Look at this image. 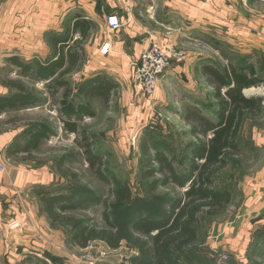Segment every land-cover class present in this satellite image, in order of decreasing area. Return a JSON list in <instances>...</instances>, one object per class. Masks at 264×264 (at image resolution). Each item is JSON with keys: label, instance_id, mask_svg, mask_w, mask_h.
<instances>
[{"label": "crops", "instance_id": "0c3cea01", "mask_svg": "<svg viewBox=\"0 0 264 264\" xmlns=\"http://www.w3.org/2000/svg\"><path fill=\"white\" fill-rule=\"evenodd\" d=\"M255 3V0H0V39H24L21 43L12 42L17 45V51L21 49L26 56L30 55L29 58H24L26 63L34 62L31 56L39 55V63L44 66L60 50L59 44H53V37L70 39L63 51L66 53L68 48L84 57L81 71L72 73L80 75L83 79L80 83L97 79L116 86L115 92L120 96L121 102L125 103L128 112L124 135L150 130L147 113L152 109L169 111L180 121L183 127L180 147L174 149L171 143L161 140L153 144L162 151H166V148L172 151L171 156L166 154L179 167L188 164L192 151H195L192 147L196 141L189 134V127L181 121L180 112H176L174 103L181 104L183 109L195 104L211 120L216 119L212 89L199 76L202 67L214 65V62H226L220 56L224 53L234 63L245 68L247 76L250 69H253L255 76L264 83V12L255 11ZM239 5L246 7L243 14L237 9ZM79 17L92 24L84 39L79 30L73 32V24ZM108 17H116L119 27L109 28ZM69 30L70 37H67ZM148 32L163 48L171 46L184 49L185 45L190 44L188 41L192 37L209 36L218 44V49L214 50L218 55L214 57L198 51L188 53L187 58L182 61H172L160 78L154 94L150 98L145 97L136 86L133 64L148 41ZM105 44L109 45V50L106 54H101L100 49ZM77 85L72 84V87L75 89ZM247 90H243L244 95ZM11 94L12 91L0 85V97ZM257 96L263 100L262 112L258 117L244 118L238 143L249 161L256 166L253 173L249 174L251 177L245 179V182H251V199L253 203L258 199L264 203V92ZM77 98L79 102L81 97ZM78 102L73 101L74 104ZM80 102H84V99ZM38 106L40 105L18 110L7 109L0 115V122L21 118L25 123L36 124L35 118L21 117L17 113H31ZM42 106L41 104L40 107ZM59 108L56 110L57 120L61 124L63 119L72 118L59 116ZM143 117L146 123L140 125ZM157 119L159 122L162 118L158 115ZM18 127L21 126H0V163L4 168L0 172V246L4 243L12 246L25 245L28 238L30 243L32 241L38 247L33 249L37 253L34 255L42 259L43 239L32 236V231L43 233L57 231L59 228L50 227V221L40 213L41 206L36 197L38 190L33 194L31 191L37 185L41 186L40 190L53 191L56 190V183L47 171L32 169L31 166H36V163L16 162L8 156L7 151L19 139H14L19 134L16 132ZM160 134L167 135L163 130ZM181 153L184 159L178 162L175 155L179 156ZM233 159L237 158H232L229 165ZM241 175L243 177L244 173ZM231 197L233 199L232 194ZM262 209L264 207L258 213ZM238 238L240 231L232 241L241 242Z\"/></svg>", "mask_w": 264, "mask_h": 264}, {"label": "trees", "instance_id": "16d2710c", "mask_svg": "<svg viewBox=\"0 0 264 264\" xmlns=\"http://www.w3.org/2000/svg\"><path fill=\"white\" fill-rule=\"evenodd\" d=\"M91 28L92 24L80 17L73 24V32L79 30L82 39ZM70 33L69 30L67 37H70ZM66 39L53 37V44H59L60 50L45 62L46 66L36 61L24 64L18 58H10L9 61L21 69L22 76L28 77V73H32L35 79L46 80L50 96L55 97L61 93L57 104L60 107L58 115L72 117L63 119L62 124L66 131L77 134L78 127L72 120L94 115L87 101L101 99L105 104L110 103L116 94V86L92 79L79 83L74 89L67 76L81 71L84 57L68 48L65 53L63 50L70 40ZM208 39L212 48L217 50V42L213 38ZM220 56L226 62H214V65L202 67L199 73L212 89L211 97L216 104L215 121L195 104L185 107L183 114H179L196 141L192 147L195 151H192L188 164L177 167L165 151L144 139L140 147V164L144 167L143 179L150 180L147 188L151 195L150 200H145L133 196L128 182L119 183L104 168L102 157L92 149L88 137L83 134L88 168L100 181L112 182L115 186L110 192L111 200L103 206L104 224L95 228L73 215L79 209L97 205L98 197L94 192L79 188L69 191L39 190L36 197L40 202V213L50 221L51 228L70 226L74 232L73 245L80 249L87 248L94 241L100 242L110 251L127 247L136 253L125 259L127 264H176L171 255L172 248L188 245L195 240L194 226L198 222V214L204 209L221 211L231 203V194L214 185L215 176L229 165L232 158L241 160L248 157L238 143L241 125L245 117H258L263 109L262 98L243 94V90L262 84L253 69H250L247 76L245 68L234 63L233 59L224 53ZM4 72L5 69L0 70V85L12 91V94L0 97V115L7 109H24L42 103V98L24 82L7 78ZM74 96L81 97L84 102L74 104ZM17 124L21 127L16 129L22 128L23 131L7 154L16 162L35 163L37 158L34 152L38 150L40 142L53 132L46 124L25 123L21 118L0 122L1 127ZM65 162L66 157L60 161V168ZM72 178L77 180L75 174ZM160 187L185 191L180 198L154 195ZM261 236H264V232Z\"/></svg>", "mask_w": 264, "mask_h": 264}, {"label": "rangeland", "instance_id": "374dc122", "mask_svg": "<svg viewBox=\"0 0 264 264\" xmlns=\"http://www.w3.org/2000/svg\"><path fill=\"white\" fill-rule=\"evenodd\" d=\"M255 1L254 10L264 12V0ZM245 8L241 5L237 7L242 14ZM208 38L212 37H192L188 41L190 44L184 46L187 56L188 53L203 51L207 55L216 57L218 54H215ZM23 41L25 40L23 39ZM23 41L20 37L0 39V70L5 69L3 75L9 79L24 82L33 93L38 94L44 101L37 104L43 105L42 107L38 106L40 109L36 107L37 110L31 113L15 112H18L17 114L21 117L35 118L36 125L40 122L45 123L54 131L52 135L46 136L40 142L38 150L34 152L37 161L35 162L36 166H31L32 169L40 172L47 171L51 174L57 191L79 188L94 192L98 197L97 205L79 209L73 212V215L82 218L89 226L95 228L103 226V206L111 200L110 192L115 186L112 182L100 181L88 168L84 156L83 134H85L92 149L102 157L104 168L108 169L119 183L128 182L133 196L150 200L151 195L148 194L147 188L150 180L142 177L144 167L140 164L142 159L141 143L144 139L153 143L161 140L171 143L174 149L180 147L183 141L181 134L183 127L180 121L169 111L152 109L153 111L150 110L147 113L150 118H147L151 124L150 130L143 133L144 130H139L140 127L138 132L124 135L127 130L128 112L124 106L125 103L121 102L120 96L116 93L108 104H105L101 99L87 101L94 115L92 117L85 116L77 121L72 120L78 127L77 134L66 131L61 122L57 120L56 110L59 108L57 104L61 99V93L55 97L50 96V92L46 88L48 83L46 80L35 79L32 73H28V77L22 76L21 69L9 61L11 57L20 56L18 60L26 64L27 61L24 58H29L30 55L26 56L21 49L18 52L17 45L12 43ZM31 58L40 62L39 55L31 56ZM67 79L73 86L83 80L77 74H70ZM253 92L263 94L264 83L254 88ZM73 101L78 102V98L74 97ZM173 106L176 112L183 114L181 104L174 103ZM158 115L162 118L159 122ZM142 123H144V117L141 119L140 125ZM161 130L167 135L162 136ZM22 131V128L18 129L16 132L19 134L14 139L20 137ZM12 143H14L13 140ZM165 152L170 154L172 151L166 148ZM176 152L178 151L176 150ZM64 157H66V162L60 168V161ZM175 157L178 162L184 159L182 153ZM244 158L233 159L230 165L215 176L214 185L229 191L233 199L221 211L204 209L198 214V222L194 226L195 240L188 245L172 248L171 255L176 264H264V236H261V233L264 232V209L258 213L264 207V203L260 199L253 203L251 199V182H245V179L251 177L249 174L253 173L256 166L249 161V157ZM242 173H244L243 177ZM74 174L77 176V180L72 178ZM36 187L37 189H35ZM40 188V185L33 187L31 193L39 191ZM184 191L173 187H160L154 195L180 198ZM239 231L240 238L238 239L241 242L232 241ZM32 233V236L39 237L40 240L43 239L44 243L41 247L43 255L41 256L44 261L35 256L37 253L33 249L38 247L32 241L30 243L27 238L25 245L12 246L4 243L0 246V264H127L125 259L136 255L135 252L124 246L118 251H110L97 241L90 243L85 249L76 248L72 241L74 232L70 226L66 225L60 226L57 231L49 230L42 233L36 230ZM36 238L34 240H37Z\"/></svg>", "mask_w": 264, "mask_h": 264}, {"label": "built area", "instance_id": "2783aa9c", "mask_svg": "<svg viewBox=\"0 0 264 264\" xmlns=\"http://www.w3.org/2000/svg\"><path fill=\"white\" fill-rule=\"evenodd\" d=\"M107 26L111 29L119 27L116 17L107 18ZM109 45L105 44L101 49V54H106ZM187 57V53L182 48L166 47L163 48L148 32V41L142 48L139 58L134 62V80L136 86L146 97H151L157 87L160 78L169 68L172 61H182ZM4 170L0 163V172Z\"/></svg>", "mask_w": 264, "mask_h": 264}, {"label": "water", "instance_id": "95a60500", "mask_svg": "<svg viewBox=\"0 0 264 264\" xmlns=\"http://www.w3.org/2000/svg\"><path fill=\"white\" fill-rule=\"evenodd\" d=\"M259 93L257 92H252L250 94H246L247 97H250V96H257Z\"/></svg>", "mask_w": 264, "mask_h": 264}, {"label": "bare ground", "instance_id": "6f19581e", "mask_svg": "<svg viewBox=\"0 0 264 264\" xmlns=\"http://www.w3.org/2000/svg\"><path fill=\"white\" fill-rule=\"evenodd\" d=\"M254 91V89L253 88H251L250 90L248 89L247 91H246V94H250V93H252ZM257 91V90H256Z\"/></svg>", "mask_w": 264, "mask_h": 264}]
</instances>
